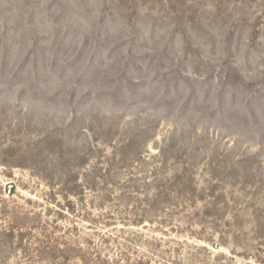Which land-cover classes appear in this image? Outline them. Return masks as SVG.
Here are the masks:
<instances>
[{"label": "rangeland", "instance_id": "obj_1", "mask_svg": "<svg viewBox=\"0 0 264 264\" xmlns=\"http://www.w3.org/2000/svg\"><path fill=\"white\" fill-rule=\"evenodd\" d=\"M0 264H264V0H0Z\"/></svg>", "mask_w": 264, "mask_h": 264}]
</instances>
